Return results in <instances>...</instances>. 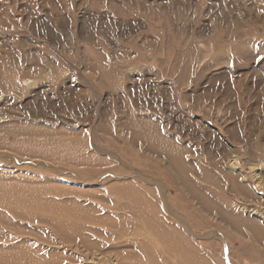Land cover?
Returning <instances> with one entry per match:
<instances>
[{
    "label": "rangeland",
    "instance_id": "1",
    "mask_svg": "<svg viewBox=\"0 0 264 264\" xmlns=\"http://www.w3.org/2000/svg\"><path fill=\"white\" fill-rule=\"evenodd\" d=\"M114 183L180 232L183 262L118 209L133 195ZM28 198L91 218L63 239L16 208ZM252 208L264 216V0H0V249L264 264V232L236 217Z\"/></svg>",
    "mask_w": 264,
    "mask_h": 264
},
{
    "label": "bare ground",
    "instance_id": "2",
    "mask_svg": "<svg viewBox=\"0 0 264 264\" xmlns=\"http://www.w3.org/2000/svg\"><path fill=\"white\" fill-rule=\"evenodd\" d=\"M21 84V83H20ZM23 84V83H22ZM22 84L20 86H22ZM27 84V83H26ZM161 142L163 143V146L166 147L167 149L169 146H171L169 140H165L163 138H159ZM166 141V142H165ZM233 166H235V163H232ZM243 178L248 179V176L241 175ZM250 176L252 178H259L260 176L258 173L252 174V170L250 169ZM128 183V182H127ZM256 184L258 186L262 185L260 181H257ZM241 188H244V185H240ZM112 190L113 192L117 195L120 192H129L133 195L132 199H122L124 202H120L119 208L118 209H123L128 211L134 219L140 221V224L143 225L144 228H146L150 235L154 236L160 244L164 246L166 250H168L169 253H172L173 256L176 258L182 259L181 262H183V244H181L180 240V232L172 227H166L164 224L161 223V220L156 217L154 214V205L150 202L148 199H144L142 193L138 190H136L134 187H132L131 184L128 185H123V184H118L114 183L112 184ZM220 198V195H217ZM118 203V202H116ZM41 203L37 200V198H28L22 201L20 205L16 204V208L18 209H23V210H33V209H42L44 212L47 213V217L49 216L50 219L52 220L51 226L53 227V230L58 232L63 239H70L72 238L73 234L77 235L79 231H81L82 228H84V224H86L85 221H78V216L85 215L88 218H91L89 215L90 213H85L81 212L82 206L78 207L74 212H63V211H56V208L52 205V203H45L42 206L40 205ZM122 204V206H121ZM44 207V208H41ZM92 212L94 211L93 208L89 207ZM87 208V209H89ZM14 209V208H13ZM167 210H170L169 206L167 205ZM18 213H22V211L18 210ZM249 215L251 214L259 216L260 219L254 218L253 216L248 217H242L238 214V218H243L245 222L249 225H253L254 228H256V231L260 230L264 232V216H261L260 211L255 210V208H252L251 210L248 211ZM264 215V214H263ZM118 216V221L121 223H124L125 217H120ZM261 216V217H260ZM84 218V216L82 217ZM189 229V228H188ZM252 229V228H251ZM264 236V235H263ZM77 237L72 238L75 240ZM93 241V240H92ZM244 243V242H243ZM245 246V244H243ZM182 246V247H181ZM91 247V246H90ZM114 249V247L112 248ZM115 250V249H114ZM132 250V249H131ZM112 251V250H111ZM102 252V251H101ZM106 252V251H105ZM117 252V251H116ZM118 253L123 255L124 252L118 251ZM101 254V253H100ZM108 254V253H107ZM106 254V255H107ZM129 257L127 259L130 261V264L133 262L137 261L136 263H143L147 261L148 263L154 264L156 263L154 259V255H152L146 248H144L142 245H140V249H134L131 252H129ZM86 258L91 262L92 264H99L100 262H106L108 261V256L104 255H99V253H94L92 251H88L85 253ZM111 256V255H110ZM125 257V256H124ZM263 257V256H262ZM69 259H73L72 257L69 256ZM111 259V258H109ZM37 260L35 255L30 254L28 255L27 253L19 252L16 251L12 254H7L4 252L2 249H0V264L4 263H11L14 261L22 262L24 264L25 262L27 263H32ZM84 259H82L83 261ZM40 261V260H39ZM133 261V262H132ZM264 261V257H263ZM84 262V261H83ZM107 264V263H106ZM110 264V263H109ZM184 264H192V258H188ZM194 264V263H193ZM197 264V263H196ZM201 264H209L205 262H201Z\"/></svg>",
    "mask_w": 264,
    "mask_h": 264
}]
</instances>
